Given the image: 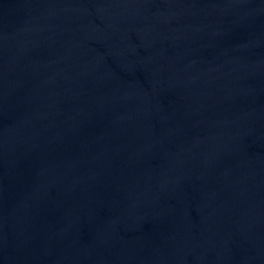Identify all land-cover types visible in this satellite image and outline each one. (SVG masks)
Instances as JSON below:
<instances>
[{
    "label": "water",
    "instance_id": "water-1",
    "mask_svg": "<svg viewBox=\"0 0 264 264\" xmlns=\"http://www.w3.org/2000/svg\"><path fill=\"white\" fill-rule=\"evenodd\" d=\"M0 264H264V0H0Z\"/></svg>",
    "mask_w": 264,
    "mask_h": 264
}]
</instances>
